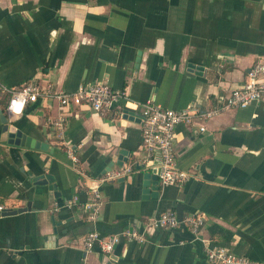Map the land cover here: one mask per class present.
Wrapping results in <instances>:
<instances>
[{
    "label": "crops",
    "instance_id": "1",
    "mask_svg": "<svg viewBox=\"0 0 264 264\" xmlns=\"http://www.w3.org/2000/svg\"><path fill=\"white\" fill-rule=\"evenodd\" d=\"M258 59L264 61V0H0V110L49 144L0 142L2 211L29 204L0 215V264H210L187 228L148 227L167 210L204 215L200 238L264 262V100L177 125V163L191 173L179 186L149 177L158 166L144 162L140 124V105L150 99L176 110L212 108L244 85ZM31 80L67 92L107 81L124 93L122 106L133 116L116 109L102 115L87 104L63 108L50 97L7 113L9 90ZM61 112L64 142L48 122ZM123 149V165L133 171L101 186L92 222L84 209L90 179L109 161L122 166ZM41 174L54 176L59 197L34 181ZM132 227L145 232L144 243L123 238L111 254L84 247L92 230L110 235Z\"/></svg>",
    "mask_w": 264,
    "mask_h": 264
},
{
    "label": "built area",
    "instance_id": "2",
    "mask_svg": "<svg viewBox=\"0 0 264 264\" xmlns=\"http://www.w3.org/2000/svg\"><path fill=\"white\" fill-rule=\"evenodd\" d=\"M0 83V89H2ZM6 106L7 113H17L30 103L39 98H53L59 101L61 107L90 105L92 109L102 115H106L116 109L119 116L124 114L122 99L124 93L112 88L104 80L92 83L80 84L75 91L67 92L55 89L52 85L42 86L31 80L12 88ZM264 100V61L258 59L250 68L244 85L232 90L227 96L219 98L215 105L203 112L197 108L186 107L183 109H171L163 107L154 100H147L140 105L142 129V143L145 151L144 162L157 165L160 168L159 181L163 185L179 186L187 182L191 173L180 169L176 159L175 138L176 127L179 124H192L196 118L202 120L211 119L228 109L245 108L254 101ZM48 122L54 129L56 139L64 142V134L67 124V116L61 112L56 117H49ZM201 130L205 125L200 126ZM73 163L78 162L77 156L72 150H68ZM158 161L156 164L155 162ZM133 171L132 164L111 168L104 173L90 179L88 197L84 202V209L88 220L94 222L98 219L103 204L101 186L104 183L115 181L130 175ZM80 176L88 177L81 169ZM4 210L0 206V211ZM206 218L202 214H190L178 216L174 211L167 210L149 221L148 227L152 228H177L183 226L204 243L207 260L210 264H264V262L247 256L232 253L223 246H213L208 239L200 238V232L205 225ZM133 240L140 243L146 241L145 232L136 227L127 228L119 233L102 235L97 230L88 232L84 238V247L87 251L97 249L103 253L111 254L122 239Z\"/></svg>",
    "mask_w": 264,
    "mask_h": 264
},
{
    "label": "water",
    "instance_id": "3",
    "mask_svg": "<svg viewBox=\"0 0 264 264\" xmlns=\"http://www.w3.org/2000/svg\"><path fill=\"white\" fill-rule=\"evenodd\" d=\"M133 111L130 109L124 110L123 118L124 119H131L133 116ZM0 142L6 141L8 144L11 145H20V146H27V147H36V148H42V149H48L49 144L47 142H39L34 141L33 138L28 137L26 134L23 133L21 129L16 128L14 126L13 122L9 119L8 114H4L0 110ZM128 151L121 150L120 155L118 157L117 164L123 165L124 162L128 161L127 157H124L125 155L128 156ZM110 162V166L107 168V170L111 169L114 165L113 162ZM156 164L158 161L155 162ZM142 167H145V164L142 165ZM105 170V171H107ZM159 171L160 168L157 167L156 169H153L152 173L150 174V178L158 179L159 178ZM148 177V176H147ZM34 181L41 185H48L49 191H50V198H57L60 196V192L58 191V185L55 181V178L52 174H41L34 178ZM29 208V204L27 207H20L18 209L10 210V211H0V215L4 214H15L17 212H23ZM6 212V213H5Z\"/></svg>",
    "mask_w": 264,
    "mask_h": 264
}]
</instances>
